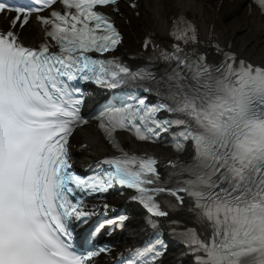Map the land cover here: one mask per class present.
<instances>
[{"label":"snow or ice","instance_id":"snow-or-ice-1","mask_svg":"<svg viewBox=\"0 0 264 264\" xmlns=\"http://www.w3.org/2000/svg\"><path fill=\"white\" fill-rule=\"evenodd\" d=\"M121 5L0 0V264H163L165 227L189 264H264V64L203 40L181 12L169 17L171 43L146 33L134 69L117 55ZM126 7L141 15L137 0ZM30 26L44 33L38 45L22 38ZM92 85L114 95L86 116ZM92 121L115 154L81 175L72 141ZM120 132L153 145L170 137L176 156L127 150ZM116 187L135 190L152 238L123 251L97 243L130 219L116 214L78 247V228L115 211L89 199Z\"/></svg>","mask_w":264,"mask_h":264},{"label":"bare ground","instance_id":"bare-ground-1","mask_svg":"<svg viewBox=\"0 0 264 264\" xmlns=\"http://www.w3.org/2000/svg\"><path fill=\"white\" fill-rule=\"evenodd\" d=\"M138 4L139 17L135 16L133 9L121 6L123 18L118 17V20L123 25L127 44L135 43L150 26H158L161 30L159 34H166L164 31L168 28V17L182 11L193 14L204 27L211 22L218 24V27L227 25L229 32L227 28H220L222 37H235L234 48L239 53L264 62V21L248 7L247 0H141ZM236 10L242 11L240 16L235 15ZM33 32L35 37H39V31L33 28ZM76 142L88 145L81 152L80 160L85 163L95 160L104 150L100 136L93 134L91 128L80 131L76 135Z\"/></svg>","mask_w":264,"mask_h":264}]
</instances>
